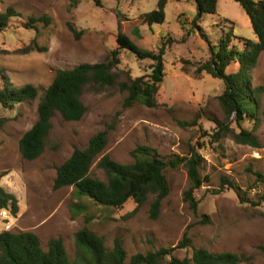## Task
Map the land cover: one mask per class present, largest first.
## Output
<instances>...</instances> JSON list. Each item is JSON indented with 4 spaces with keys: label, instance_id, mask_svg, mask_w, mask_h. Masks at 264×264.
<instances>
[{
    "label": "rangeland",
    "instance_id": "obj_1",
    "mask_svg": "<svg viewBox=\"0 0 264 264\" xmlns=\"http://www.w3.org/2000/svg\"><path fill=\"white\" fill-rule=\"evenodd\" d=\"M158 1L100 0L98 6L95 0H0V14L13 7L22 15L0 30V79L4 73L14 87L33 85L40 90L35 101L0 104V119L5 121L0 131L1 185L19 201V213L8 220L9 232H34L45 250L49 240L61 238L70 261L87 264L86 254L75 241V234L83 228L103 238L108 249L116 238L121 239L127 263L139 253L176 247L188 230L196 248L244 255L243 264H264L260 249L264 247V183L254 174H264V93L260 95L259 122L245 120L241 126L257 137L260 147L238 144L233 134H239L241 127L220 100L223 81L200 70L210 60V45L217 46L224 33L232 31L236 45H242L239 39L256 42L249 17L234 0H218L216 14L206 15L199 23L208 43L193 27L197 7L192 0H167L165 22L146 24L143 15L155 10ZM44 15L51 24H39L38 34L25 28L28 18ZM119 32L152 52L165 43V77L156 97L159 106L150 109L136 104L123 109L127 94L118 86L98 93L86 90L83 119L65 122L56 114L44 154L34 161L24 160L19 142L36 123L39 100L56 72L109 61L118 47ZM34 43L47 49L25 52ZM119 58L120 64L113 69L118 83L151 74V60L140 61L124 50ZM238 68L232 64L227 72ZM252 77L253 87L264 86V53ZM2 86L0 80V89ZM105 131L108 143L102 155L121 164L134 162L131 152L138 146L152 147L164 157L189 156L195 149L204 160L201 176L206 179L195 193L198 212L184 202L189 187L185 168L166 172L170 192L155 220L150 216L153 197L131 216L136 208L132 202L122 209L106 208L77 194L73 187L55 190L57 168L75 149H85L92 137ZM98 161L93 174L105 181ZM224 177L256 205L243 204L228 186L222 189ZM3 231L5 221L0 217V233ZM191 253V249L179 250L174 255L182 259Z\"/></svg>",
    "mask_w": 264,
    "mask_h": 264
},
{
    "label": "trees",
    "instance_id": "obj_2",
    "mask_svg": "<svg viewBox=\"0 0 264 264\" xmlns=\"http://www.w3.org/2000/svg\"><path fill=\"white\" fill-rule=\"evenodd\" d=\"M197 7L193 27L208 43V38L199 25L206 15L217 12L218 0H192ZM249 17L256 42L239 39L242 45L233 44V32L224 33L217 46L210 45V60L202 65L201 71H206L213 78L223 81L225 90L220 97L221 103L229 116L235 115V123L241 127L245 120L259 122L260 95L264 86L253 87L252 72L258 65V60L264 53V0H234ZM75 2V1H74ZM101 6L100 0H95ZM167 0H159L157 8L144 14L143 19L149 26L163 24L166 19ZM13 18H22L15 8L8 7L0 14V30L3 31ZM39 24L45 27L51 24V19L44 15L39 18L30 17L25 23L26 29L36 31ZM70 30L79 38L76 29L70 25ZM235 39H238L234 37ZM117 48L112 51L110 60L103 63H83L72 69L58 70L52 83L40 98L36 123L29 129L19 142V150L24 160L34 161L40 158L49 145L50 132L53 129L52 120L59 114L65 122H79L87 113V107L82 101L86 90L101 92L107 88L118 86L126 93L123 109L141 104L147 108H157V94L165 77V43L158 52L140 48L128 35L119 32L116 38ZM47 48L37 43L27 48L25 52H42ZM128 51L138 60H151V74L127 82L118 83L113 69L120 64V51ZM232 64L239 66L237 72L228 73ZM3 83L0 89V104L8 106L11 103L35 101L40 90L33 85L14 87L10 78L1 73ZM5 121L0 119V131ZM192 126V125H191ZM236 143L259 148L257 137L241 127L239 134H233ZM219 140V139H218ZM107 132H99L89 140L85 149H75L72 155L57 168L54 189L73 187L77 194L86 196L96 205L106 208L122 209L128 203L136 205L131 213L134 216L145 205L150 197L151 219H157L162 202L168 197L170 188L166 178L168 170L185 168L189 178V187L184 192V202L190 209L198 212L199 201L195 197L206 181L201 176L204 162L201 155L193 149L189 156L164 157L149 146H138L131 152L134 162L121 164L109 155H102L107 147ZM106 180L103 181L93 174V165L97 161ZM257 181L264 183V174L256 172ZM0 175V209H8L13 216L19 213V201L1 185ZM222 189L228 186L233 190L243 204H253L248 195L235 183L222 178ZM264 201V195L261 197ZM258 204V203H257ZM79 249L86 254L87 264H243L247 258L231 252L214 253L205 248H196L188 230L176 247L160 248L146 254H136L127 263L128 255L121 239L116 238L112 249H108L104 239L88 228H83L75 234ZM192 250L190 256L175 257L179 250ZM264 252V247H260ZM86 263V262H85ZM0 264H76L71 262L64 242L61 238L49 240L47 250L42 247L39 236L31 231L0 233Z\"/></svg>",
    "mask_w": 264,
    "mask_h": 264
},
{
    "label": "built area",
    "instance_id": "obj_3",
    "mask_svg": "<svg viewBox=\"0 0 264 264\" xmlns=\"http://www.w3.org/2000/svg\"><path fill=\"white\" fill-rule=\"evenodd\" d=\"M0 217L5 221V230L10 231L11 227L9 226L10 224L8 223V220L13 218L11 211L8 209H0Z\"/></svg>",
    "mask_w": 264,
    "mask_h": 264
}]
</instances>
